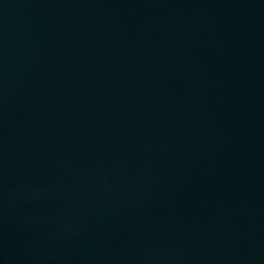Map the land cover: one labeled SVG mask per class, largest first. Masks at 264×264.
<instances>
[{"label": "water", "instance_id": "1", "mask_svg": "<svg viewBox=\"0 0 264 264\" xmlns=\"http://www.w3.org/2000/svg\"><path fill=\"white\" fill-rule=\"evenodd\" d=\"M0 264H264V0H0Z\"/></svg>", "mask_w": 264, "mask_h": 264}]
</instances>
